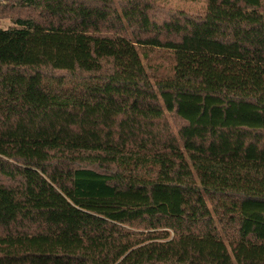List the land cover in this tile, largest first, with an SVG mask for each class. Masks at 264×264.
Returning <instances> with one entry per match:
<instances>
[{
	"label": "trees",
	"instance_id": "obj_1",
	"mask_svg": "<svg viewBox=\"0 0 264 264\" xmlns=\"http://www.w3.org/2000/svg\"><path fill=\"white\" fill-rule=\"evenodd\" d=\"M204 1L0 0V264H264V0Z\"/></svg>",
	"mask_w": 264,
	"mask_h": 264
},
{
	"label": "rangeland",
	"instance_id": "obj_2",
	"mask_svg": "<svg viewBox=\"0 0 264 264\" xmlns=\"http://www.w3.org/2000/svg\"><path fill=\"white\" fill-rule=\"evenodd\" d=\"M161 5L167 8L185 10L188 12H203L207 6L204 0H159ZM12 26L8 18L0 19V27L6 29ZM169 50L162 47H154L147 51L146 54L141 52L142 61L146 67L148 74L154 81L155 78H160L170 74L172 69V58L168 53ZM168 122L173 131L178 129V121L175 118L168 116Z\"/></svg>",
	"mask_w": 264,
	"mask_h": 264
}]
</instances>
